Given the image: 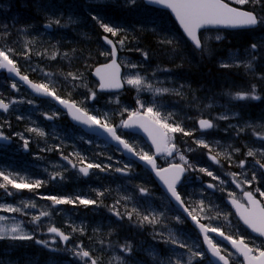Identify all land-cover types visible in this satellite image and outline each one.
<instances>
[{
  "label": "rangeland",
  "instance_id": "1",
  "mask_svg": "<svg viewBox=\"0 0 264 264\" xmlns=\"http://www.w3.org/2000/svg\"><path fill=\"white\" fill-rule=\"evenodd\" d=\"M228 1L232 2V0ZM263 5L264 0H261L260 4L249 3L242 7L258 11L261 17H264ZM163 14L165 13L162 11L155 12L147 9L142 0H137L136 4L132 6L126 5L125 0H0V50L12 49L13 51L9 53L10 58L16 61L18 67L24 69L27 76L32 74L38 79V83H49L50 86H54L56 93L68 99L72 97L71 101L78 103L79 107L92 115L103 118L107 114L113 125H119L122 120L128 117V112H125L124 109H128L129 112L138 109L137 98L145 105L155 102L165 116L171 113L170 122L179 123L186 131L193 133L191 136H185L182 133L170 134L174 137L172 142L180 149L179 152L185 155L194 168H206L220 178L213 180L202 172L189 170L191 175L186 181L188 187L185 185L186 187L183 188L184 196L187 195L189 201L197 207L199 202L203 201L205 208L208 209L207 212H210L212 217L219 215V218L210 220V223H216V227L238 238L244 237L250 246H252V240L256 245H260L262 240L247 235L231 210L224 204V199L229 197L228 193L230 192L234 193L236 198L241 199L243 191L251 190L264 201V197L256 192L257 188L264 191V176L254 164L257 159L264 163V157L246 155L250 148L253 150L264 148V140L258 139L254 134L264 133V114L260 116L257 115L259 113L240 111L239 108L248 106L251 100H233L231 95H228L226 100H218L216 97L202 99L201 104L199 101H193L191 97L193 87L186 79L187 63L185 59L198 56L199 61H202L208 57L214 59L220 69H225L220 67V63L222 61L230 62L229 58L233 54H236L238 61H247L255 56L252 61V70H245L243 66L227 70L239 69L244 72L248 80L252 79V83L257 86V91L259 90L258 92L262 96L264 95V79L261 78L264 77V63H262V61L264 62V25L258 29L259 31L255 30L259 34L253 38L258 45L254 52L250 47L243 50L240 48L223 50L225 45L221 43L227 41L228 35L220 31H207L202 34L206 49L201 51L203 53L199 56V51L197 52L182 37L177 36L171 25V20ZM92 15H99L105 23L118 26L124 29V32L121 33V36L111 37V34L103 32L99 24L91 18ZM69 18L75 22L69 23ZM55 19L61 20V26L52 24L51 30H48L46 25L50 20ZM101 33L109 35L115 41L124 35L127 36L124 47L119 49L121 54L119 61L124 69L123 80L129 75L139 73L154 86L167 87L173 92L154 96L150 91L137 92L134 87L125 83L126 90L122 93H98V84L91 77L96 64L90 70L86 58L75 52L83 47L87 54L94 55L92 53L94 51L98 58L109 59L110 57L100 55L101 52L109 51L102 42L99 44ZM145 34H150L149 42L141 39ZM217 35L222 39L217 41L215 39ZM162 38L172 39L173 43L161 44ZM150 44L158 50L155 56L146 48ZM43 49L52 51L48 50L50 53H48L47 59L41 58ZM135 49H142L153 58L148 56L145 59L141 52L135 51ZM53 56L55 59L52 58ZM51 61L56 62L52 65ZM128 63L137 64L139 67L129 68L126 66ZM69 72L81 75L82 79L72 80L67 77ZM45 73L50 75H45ZM13 82L5 75L0 74V99H4L6 103L12 100L22 101L11 104L9 112H0V131L11 134L17 140L16 149H14L15 145L9 150L0 147L2 152L10 154H0V158L5 161L14 159L23 161V168L28 169L25 171L26 173H14L8 167L6 169L10 172L3 173L9 177L12 173L14 177L10 178L16 181L17 179L20 182L22 179L29 183L42 181L44 184L31 191L28 189L17 190L8 185V191L13 195H7L5 189L0 188V205L18 207H22L23 203L36 205L35 208L23 209L27 215L3 211H0V215L8 217V221L4 222L7 225H11L13 222L21 223L24 230L32 233L36 240L47 241L49 244L47 248L55 249L53 251L55 256L44 258L45 262L39 261V255L33 254L36 252L40 254V249H43L44 246L36 244L35 240H2L7 244L4 249L0 250V264H51L52 261H55V264H86V259H80L74 255L73 249L79 251L77 245H82L86 250H89L94 257L99 259L100 264H109L110 261L111 264H119V261L114 259L115 257H122L125 264H161V262L167 264L169 258L173 260L181 258L184 264H187L190 255L187 249L164 243V239L170 232L174 233L181 242L191 246L193 251H203L198 238L183 229V225L185 226L183 218L169 209L171 204L167 197L160 192L159 188H154L149 183L150 178L145 171L139 176L137 168L133 164L116 158L121 155L117 149L107 146L95 137L86 136L77 127H69L64 122L65 119L68 123L66 115L58 110L53 103L37 100L16 82L19 90L12 89ZM191 82L192 85L195 83L193 79ZM89 90L96 93L95 99L88 98ZM177 90L181 95L174 94ZM235 93L236 91H233L232 94ZM117 100L119 103L116 102ZM27 101H33V103L29 104ZM121 113L123 114L121 115ZM53 114H55L53 119H47V116ZM221 115H227L229 119H218ZM204 118L212 120L216 126L206 131L200 130L198 121ZM30 128H39L45 135L39 136L30 132L28 131ZM117 129L122 136V127H117ZM240 129L244 130L240 131ZM20 134L24 139H21ZM124 138L137 151L152 155L151 149L141 138L132 135ZM25 139L29 142L30 151L24 150ZM198 139H204L209 144L212 155L218 152L230 154L231 159L229 160L225 156L218 157L220 163H216L215 169L209 159V152H207L209 150L197 147L193 142ZM65 148L67 152H65L66 150L62 151ZM189 148L193 151H188ZM233 149H239V151L236 152ZM190 155L192 156L190 157ZM62 156L69 157L78 165L86 166L88 163H93L110 167L106 171L93 168L92 175L89 178H83L79 172L71 170L67 163L61 159ZM241 160L246 161L244 168L239 167ZM160 162L164 166L183 163L178 154L172 159L164 157ZM125 164H128L131 169L128 178L119 176L115 171L116 168H123ZM29 168L33 171L30 172ZM253 172L256 174V180L250 185L243 183L245 179L251 180ZM54 173L61 175H57L53 179ZM232 173L237 174L235 179L241 182V187L238 188L236 183H233ZM202 178H208L218 186L215 195L206 192L200 186L193 185L195 181H201ZM220 181H224V183L221 184ZM0 183H6L3 177H0ZM141 187L146 188L148 194H142ZM221 188L223 191L220 190ZM98 192H103L104 195L98 197ZM82 193L90 196L84 198ZM47 196L72 199L77 196L91 199V196H95L92 200H97L98 204L84 206L77 202L75 205H53L51 200L43 198ZM122 197L130 199L125 200ZM117 201H119L118 204ZM113 206H115L114 211H110ZM134 208H138L141 216L144 213L145 215L163 213L161 222L155 225L147 222L141 223V217L135 213H133L132 219H129L126 213ZM41 211H48L51 215L41 217L38 223H32V217L39 215ZM115 211H118L121 216H116ZM224 215L228 216L227 220L223 219ZM177 216L181 218L182 223L176 220ZM50 226L61 229L70 236V242L64 244L52 233H49L47 229ZM74 227L83 228V234L80 231H73ZM112 235L115 237L112 238ZM29 242V248L23 245ZM124 244L132 246L131 254L121 251L120 246ZM220 246L222 250L227 249L231 253L230 258L234 261L233 264H243L230 249ZM150 253L154 254L155 259ZM21 260L24 261L20 262ZM209 262L206 257L204 260H194L193 264H209Z\"/></svg>",
  "mask_w": 264,
  "mask_h": 264
},
{
  "label": "snow or ice",
  "instance_id": "2",
  "mask_svg": "<svg viewBox=\"0 0 264 264\" xmlns=\"http://www.w3.org/2000/svg\"><path fill=\"white\" fill-rule=\"evenodd\" d=\"M137 0H125L126 5L132 6L135 5ZM147 3L163 5L164 7L171 9V11L175 14L176 19L179 21L181 27L183 28L184 33L187 38L190 40L192 45L197 50H205L206 45L200 36V30L209 26H224V27H245V28H254L258 24L264 23V17L258 16L253 11L243 10L242 8H237L231 6L229 3H226L225 0H146ZM233 3L238 5H246V4H260L261 0H232ZM91 18L96 21L100 28L104 33L111 34V37L121 36V33L124 32V29L113 26L109 23H105L103 18L99 15H92ZM69 23H74L71 18H69ZM52 24H56L61 26V20L55 19L50 20L47 27H51ZM217 41L221 40L222 37L217 35L215 37ZM103 40L107 45L110 46V51L101 52L100 55L111 57V62L102 65L101 67H97L95 70V75L99 77L100 89H109V88H120L124 83L134 87L137 92L140 91H150L154 96H162L164 94H171L173 92L172 89L167 87H156L153 84L149 83L147 79L136 73L134 75H129L126 79L121 81L120 77V64L117 63V55L118 48L122 49L127 40V36H122L119 40L114 41L109 38V36H104ZM161 44H172L173 40L168 38H162L160 41ZM251 50L254 52L258 45L256 43L251 44ZM131 51V49H129ZM13 50L8 49L0 50V69L7 70L8 73L14 74L19 80L23 81L28 85L29 88L33 90V92L42 95L52 97L54 100L58 101L61 105L66 107L69 111V114L72 118L82 124L88 125L89 127L96 126L102 128L108 136L111 137L112 140L116 141L119 145H122L123 148L131 153L133 156L138 157L140 161H143L146 165H149L151 169L155 172L156 176L160 179V181L165 186L167 193L170 194V197L176 201V203L183 208L184 212L191 218V220L197 225L200 229V232L203 234L204 243L207 245V252L211 254V257L219 264H230L231 253L227 251V249L221 248V246L213 240L212 237L208 235V233H216L223 240L227 241L231 244L232 248H234L237 252H239L246 262V264H264V240H262L260 245H256L255 241L252 240V246H249V242L246 241L244 237L234 238L231 234H226L219 227H212L210 225H205L200 223L199 219L196 215H193V212L197 209H189V207L185 206L184 200L182 199L180 193L177 191V186L180 184L182 177L184 174L189 171H199L207 176L211 177L213 180H219L220 178L216 176L212 171H209L206 168H194L193 165L187 160L184 154L179 152L176 144L173 143L174 137L170 134L182 133L185 136H191L193 133L190 131H186L179 123L170 122L172 119V114L169 113L167 116L163 115L159 108L156 106L155 102L151 105H145L139 98H137L136 103L139 106L135 111H128V109H124L125 112H128V119L122 120L119 125H113L110 123L107 114L104 115L103 118L90 114L87 110L79 107L75 102L68 101L62 99L60 96L56 94L54 86H50L49 83H35L31 81L27 75L21 74L17 63L14 59L10 58L9 53ZM135 51L141 52V55L147 59L148 53L143 51L142 49H135ZM67 55V54H65ZM55 59V56L52 57ZM255 59V56H252L251 59L247 61H238L236 59V54H233L229 60L222 61L220 63L221 68H240L244 67L245 70H252L253 63L252 61ZM129 68H137L139 65L128 63L126 65ZM167 71V69H165ZM45 75H50L45 73ZM67 77H70L72 80H81L82 76L76 73L69 72L67 73ZM66 77V78H67ZM264 79V77H261ZM12 89L19 90L17 84L15 82L11 85ZM90 91L89 99H95L96 93L94 91ZM176 95H181V93L177 90L175 91ZM233 100H260L261 96L257 94V86L252 84L250 90L247 91H238L235 94H229ZM22 101L12 100L8 103L4 101V99H0V110L7 112L11 106V104H15ZM29 104L33 103V101H27ZM119 103V101H116ZM123 113H121L122 115ZM55 114L52 116H47V119H53ZM218 119L227 120L229 117L227 115H221ZM103 120V122H102ZM199 128L202 131H206L208 129L214 128L216 125L212 120L209 119H200L198 121ZM117 127L123 128H133L138 127L142 129L151 140L152 144L156 148L157 153H163L168 156H172L174 153L179 155L180 161L183 163H173L170 164L168 168H158L155 158L153 155H150L147 152L137 151L133 145L129 144L128 141L123 139L117 133ZM244 129H240L243 131ZM30 132H34L39 136H44L45 133L43 130L39 128H30L28 129ZM257 135L258 139L264 140V133H254ZM21 135V139H24L23 135ZM0 139L7 140L8 137L4 136L2 132H0ZM197 147H202L209 150V159L213 161V163H220L218 157L225 156L227 159H231L230 154L225 153H216L215 155L211 154V148L209 144L204 139H198L193 141ZM28 140H24V147H28ZM188 151H193V149L189 148ZM233 151L238 152L239 149H233ZM247 156L256 157L257 155L264 157V148L259 150L248 149ZM64 159H68V157H64ZM83 160V158H80ZM111 159V158H109ZM69 163H72L69 161ZM257 165L261 169H264V163H261L260 159L255 161ZM246 161L241 160L239 162V167L244 168ZM73 167H76L73 164ZM110 166H102L100 164L88 163L84 167L79 168V172L84 176L89 175V170L92 168H97L100 171H106ZM116 172H120L123 174H127L131 171L130 166L125 164L123 168H116ZM57 175H61L60 173H54L52 178L55 179ZM231 176L234 178L233 183H236V186L241 187V182L235 179L237 176L236 173H232ZM0 177H3L6 183H0V188L5 189L7 195H13L12 192L8 191V185H11L12 188L17 190L28 189L33 190L34 188H39L42 185V181H35L34 183L24 182L21 179L20 183H17L15 179L10 178L8 175H5L3 172H0ZM256 180V174L253 172L251 180L245 179L243 183L252 184ZM221 184L224 181H220ZM208 188H217L218 186L212 183L207 185ZM223 191V189H220ZM140 192L142 194H148V190L146 188L141 187ZM256 192H259L261 197H264V191H260L259 188L256 189ZM98 196L104 195L103 192H98ZM230 198V202L236 210V215L240 218L244 225L247 226L253 233L257 234L258 237L264 238V203L260 200L256 199L254 193L252 191H243V197L246 200V204L240 202L234 193H228ZM44 199L51 200L53 205H61V204H71L75 205L77 202L84 206L89 205H97V200L84 199L77 196L75 199L68 197H57V196H47L43 197ZM122 199H130L129 197H122ZM119 201H117V204ZM35 208L36 205L34 203H23L22 207L13 206V205H0V211L7 213H21L27 215L23 211L24 208ZM198 208L201 212H207L208 209L205 208L204 202L200 201L198 204ZM115 206H113L110 211H114ZM135 213L138 217H141L140 222H147L150 224H159L161 222V217L163 213H152L151 215H143L141 216L138 209H133L132 212L126 213L129 219H132V215ZM114 214L116 216H121L118 211H115ZM51 213L48 211H41L39 215L33 216L31 222L38 223L41 220V217L50 216ZM203 218V217H202ZM208 219H217L219 215L216 217H207ZM224 220L228 219L227 215L223 216ZM178 222H183L179 216L176 217ZM8 221L7 216L0 215V240H11V241H32L35 240L36 244L43 245L45 248L49 247L47 241L44 240H36L32 233L26 232L21 223L13 222L11 225H7ZM73 231H80L83 234V228H73ZM47 231L49 233H55L59 236L61 241H68L70 237L62 232L60 229L50 226ZM164 243L175 245L181 249H187L190 253L187 259V264H193L194 260H204L205 252L204 251H193V248L189 246L185 242H181L178 238H176L174 233H169L168 237L164 239ZM79 251L73 249L74 255L79 257L80 259H86V264H100L98 258L94 257L89 250H86L82 245H77ZM122 252L131 254L133 249L130 244H124L120 246ZM55 251V249H52ZM223 253V254H222ZM155 259L154 254L150 253ZM175 255V253H174ZM114 259L119 261V264H125L122 257H115ZM51 264H55V261H52ZM111 264V261L109 262ZM164 264V262H161ZM167 264H184L181 258H176L173 260L169 258ZM211 264V261L209 262Z\"/></svg>",
  "mask_w": 264,
  "mask_h": 264
},
{
  "label": "trees",
  "instance_id": "3",
  "mask_svg": "<svg viewBox=\"0 0 264 264\" xmlns=\"http://www.w3.org/2000/svg\"><path fill=\"white\" fill-rule=\"evenodd\" d=\"M264 6V5H263ZM251 11H254L255 13L258 14V16L261 17L260 12L252 10L250 8H248ZM264 25V23H261V27ZM259 31V30H258ZM258 31H237V32H229L228 35V39L226 42L221 43L224 44L225 47H223L224 49H229L230 47H238L243 49H249V47L251 46V44L255 43V41L253 40L254 36L258 35L259 32ZM263 31V30H262ZM176 33L179 35V33L176 31ZM104 34L101 33L100 34V42L101 43V37ZM142 40H145L147 42H149L150 40V34H145L142 38ZM148 49V52H150L153 56H155L157 48L154 47V45L150 44L148 47H146ZM48 50L50 52H52L50 49H43L41 50L43 53H41V58H48ZM77 55L79 56H83L86 58V61L88 62V66L89 69L91 70V68L95 65L98 64L100 62H102V60L104 59H100L98 58V55H96V52H92L94 55L92 54H87V51L85 50V48H79L77 50V52H75ZM203 52L199 53V56L202 54ZM149 54V53H148ZM150 58L153 56H151L150 54L148 55ZM91 59V61H90ZM96 60V61H95ZM46 61V60H44ZM186 61V69H185V73H187V81L190 82L191 87H193L192 92H191V97L193 98V101L197 102L199 101L200 104L203 100L209 99V98H214L216 97V99L221 100V99H226V97L229 94H232L233 91H247L250 90L252 83V79H247L246 78V74L244 72H242L241 70H236V69H231V70H227V69H220L218 67L217 62L212 59V58H208L205 57L202 61H199V57L195 56V57H189L187 59H185ZM52 62V61H51ZM56 62V61H54ZM52 62V63H54ZM262 63H264L262 61ZM19 69L21 70V72L25 73L24 69L22 67H19ZM187 70V71H186ZM30 77L35 80L36 82H39L38 79L34 76V75H30ZM190 77H191V81L192 79L194 80V84L192 85V82L190 81ZM194 77V78H193ZM247 80V81H245ZM259 91V90H258ZM257 91V94L260 95V93ZM261 96V95H260ZM192 102V101H191ZM240 111L242 112H252L253 114L259 113L257 115H262L264 114V95L261 96L260 100H251L248 104V106H244V107H240L239 108ZM1 163H3L6 167L8 164V162H5L4 160H2L0 158ZM27 169V168H25ZM30 172H32L31 170H29ZM26 173V172H25ZM27 176V174H26ZM84 198L90 196L87 194L82 193L81 194ZM95 198V196H93ZM93 197L91 196V199H93ZM115 236L112 235V238H114ZM106 239V237H105ZM6 247V243L5 241H0V250L4 249ZM30 247V245L28 246V248ZM40 249V254L38 252L34 253L33 255L37 256V254L39 255V261H46L44 258L46 257H50V256H55V253L52 250H49L48 248H44ZM32 249V248H30ZM38 249V248H36ZM24 260H21L20 262H23Z\"/></svg>",
  "mask_w": 264,
  "mask_h": 264
},
{
  "label": "water",
  "instance_id": "4",
  "mask_svg": "<svg viewBox=\"0 0 264 264\" xmlns=\"http://www.w3.org/2000/svg\"><path fill=\"white\" fill-rule=\"evenodd\" d=\"M144 1L146 2V0H144ZM146 4L151 5V6H154V7H157V8H161V9L169 10V11L172 13V15L175 17V14L171 11V9H168V8L164 7L163 5L152 4V3H147V2H146ZM175 19H176V17H175ZM176 20H177V19H176ZM177 21H178V20H177ZM178 22H179V21H178ZM179 24H180V23H179ZM180 26H181V25H180ZM213 27L216 28V27H224V26H209V27H206V28H213ZM227 28H230V29H240V28H245V27H235V28H234V27H227ZM203 29H205V28H203ZM108 46H109V45H108ZM118 56H119V53H118V55H117V57H116V59H117V63H118ZM101 66H102V65H100V66H98V67H101ZM95 70H96V69H95ZM95 70H94V72H93V76H94V77L100 82L99 77H97V76L95 75ZM0 72H5L9 78H11V79H13V80H15V81H18V82H20L21 84H23V85H24L28 90H30L35 96H37V97H41V98H49V99L54 100L52 97L42 96V95H39V94L33 92V90H32L31 88H29L27 84H25L23 81L19 80V78L16 77L14 74H10V73H8L7 70L0 69ZM122 72H123V71H122V68H121V66H120V77L122 76ZM21 74H22V73H21ZM30 80H31V79H30ZM31 81H32V80H31ZM121 81H122V79H121ZM122 88H123V86L120 87V88H109V89H103V90H102V89H100V87H99V91H101V92H114V91L122 90ZM55 101H56V100H55ZM56 102L58 103V105H59L64 111L68 112V114H69V111H68V109H67L66 107H64L63 105H61L58 101H56ZM69 116H70V118L72 119V121H73L75 124H78V125L82 126V128H84L88 133L95 134V135H98V136L102 137L104 140H106V141L109 142L110 144H112V145L116 146L117 148H119L120 150H122L123 153H124V155H125V157H127L128 159H133V160L137 161L139 164H141L143 167L147 168V169L153 174V176H154L155 180L157 181L158 185L160 186V188H161V189L165 192V194L171 199V201L173 202V204H174V205H175V206H176V207H177V208H178V209H179V210H180V211H181V212H182V213H183V214H184V215H185V216L191 221V222H192L193 226H195V227L198 229L200 235L203 237V234L200 232V229L197 227V225L191 220V218L187 215V213L184 212L183 208H181V207L176 203V201L170 197V194L167 193V190H166L165 186H164L163 183L160 181V179L156 176L155 172L151 169V167H150L149 165H146L143 161H140V160L138 159V157H135V156H133L131 153H128V152L123 148L122 145H119L116 141L112 140L111 137L108 136V134H107L102 128H99V127H96V126L89 127L88 125L82 124V123H80V122L74 120L70 114H69ZM130 129L135 130V131H137L138 133H140L141 135L144 136V138L146 139V141L151 145V147H152L153 150L155 151V155H154L155 161H156V158H158V157L164 155L163 153H157V152H156V148H155V146L152 144V142H151V140L149 139L148 135H147L142 129H140V128H138V127H133V128H130ZM169 157H171V156H169ZM156 164H157V162H156ZM166 168H168V167H166ZM263 170H264V169H263ZM184 177H185V174H184V176L182 177L180 184L177 186V191H178V188L181 186ZM226 202H227L229 205H231L232 208L234 209V211L236 212L235 208L233 207V205H232L231 202H230V199L226 200ZM239 219H240V218H239ZM241 222H242V221H241ZM242 223H243V222H242ZM245 226H246V225H245ZM246 227H247V226H246ZM248 229H249V228H248ZM249 230H250V229H249ZM250 231H251V230H250ZM251 233L254 234L255 236H257V234L253 233L252 231H251ZM54 234H55V233H54ZM217 237H218L220 240H222L223 242H225L227 245H229V246L231 247V249H232L235 253L238 254V256H240L241 258H243V261H244V263L246 264V262H245V260H244V257H243L239 252H237L234 248H232L231 244H229L227 241L223 240V239H222L221 237H219L218 235H217ZM205 247H206V250H207V245H206V244H205ZM208 254H209V257L213 260L214 264H217V262L211 257V254H210V253H208ZM219 264H222V262H219ZM230 264H231V263H230Z\"/></svg>",
  "mask_w": 264,
  "mask_h": 264
},
{
  "label": "bare ground",
  "instance_id": "5",
  "mask_svg": "<svg viewBox=\"0 0 264 264\" xmlns=\"http://www.w3.org/2000/svg\"><path fill=\"white\" fill-rule=\"evenodd\" d=\"M251 11V10H250ZM257 14V13H256ZM258 15V14H257ZM258 30V29H257ZM103 36H109V35H107V34H104ZM103 36L101 37V42H102V44L106 47V48H108L107 47V44L105 43V41L103 40ZM58 40V39H57ZM74 45H76V44H74ZM59 46V45H58ZM61 46V45H60ZM68 47V46H67ZM73 47V46H72ZM95 48H97V47H95ZM100 48V47H99ZM234 49V48H238V47H230L229 49ZM71 49H75V48H71ZM241 49V48H240ZM76 50V49H75ZM101 50V49H100ZM225 50V49H224ZM55 51H56V49H55ZM102 51V50H101ZM52 63V62H51ZM63 64V63H62ZM52 65H53V63H52ZM68 65V64H67ZM62 66V65H61ZM70 69L72 70V68L70 67ZM51 72V71H50ZM30 73V72H29ZM55 73V72H54ZM32 75V74H31ZM90 76V75H89ZM88 76V77H89ZM41 78V77H40ZM53 79V78H52ZM90 82V81H89ZM72 98V97H71ZM207 100V99H206ZM78 104V103H77ZM220 135V134H219ZM203 150V149H202ZM202 150H201V152H202ZM204 150H206V149H204ZM198 151V150H197ZM217 151V150H216ZM207 152H209V151H207ZM206 152V153H207ZM204 153V152H203ZM203 153H201V154H203ZM198 155H199V153H198ZM27 160V159H26ZM86 160V159H85ZM85 164V163H84ZM24 167V166H23ZM24 175V174H23ZM24 177V176H23ZM256 187V186H255ZM52 188V187H51ZM155 188V187H154ZM80 189V188H79ZM85 189V188H84ZM70 190V189H69ZM186 190V189H185ZM188 190H190V189H188ZM200 190H202V189H200ZM154 191V190H153ZM191 191V190H190ZM261 191V190H260ZM81 192V191H80ZM150 192V191H149ZM189 192V191H188ZM32 193V192H31ZM33 194V193H32ZM35 194V193H34ZM150 194H151V192H150ZM155 194V193H154ZM208 195V194H207ZM156 196H158V195H156ZM35 197V196H34ZM98 197H100V196H98ZM152 197V196H151ZM162 197V196H161ZM147 198V197H146ZM146 198H145V200H146ZM99 199V198H98ZM158 199V198H157ZM163 199V198H162ZM92 200V199H91ZM160 200V199H159ZM141 202V201H140ZM147 202V201H146ZM192 203V202H191ZM136 204V203H135ZM134 204V205H135ZM131 206V205H130ZM138 206V205H137ZM136 206V207H137ZM142 206V205H141ZM144 206V205H143ZM124 207V206H123ZM149 208V207H148ZM136 209H138V208H136ZM147 209V208H146ZM151 209V208H150ZM144 210V209H143ZM129 211V210H128ZM132 210H130L129 212H131ZM127 212V211H126ZM140 212V211H139ZM134 215V214H133ZM144 215H145V213H144ZM122 223V222H121ZM128 224V223H127ZM124 225V224H123ZM125 227V226H124ZM132 228V227H131ZM129 232V231H128ZM127 232V233H128ZM194 237V236H193ZM133 238V237H132ZM127 239V238H126Z\"/></svg>",
  "mask_w": 264,
  "mask_h": 264
},
{
  "label": "flooded vegetation",
  "instance_id": "6",
  "mask_svg": "<svg viewBox=\"0 0 264 264\" xmlns=\"http://www.w3.org/2000/svg\"><path fill=\"white\" fill-rule=\"evenodd\" d=\"M0 132H2V133H6L5 131H0ZM8 136L11 137V135H9V133H8ZM12 140L14 141V144L12 145V147H14V145L17 144V143H16L17 141H16V139L13 138V137H12ZM16 148H17V147H16V145H15V148H14V149H16ZM29 150H30V148L28 147V151H29ZM1 153H2V151L0 150V154H1ZM151 183L154 184L153 182H151ZM154 186H155V185H154ZM191 209H194V208H190V210H191ZM200 214H201V213H200L199 211H194V212H193V215H196L197 217H199ZM212 226H213V227H216V223H215V224H212ZM212 238H213L214 241H216V236H215L214 234L212 235Z\"/></svg>",
  "mask_w": 264,
  "mask_h": 264
}]
</instances>
